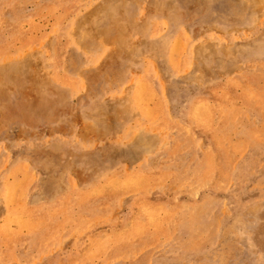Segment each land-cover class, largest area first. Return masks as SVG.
<instances>
[{"label": "rangeland", "instance_id": "rangeland-1", "mask_svg": "<svg viewBox=\"0 0 264 264\" xmlns=\"http://www.w3.org/2000/svg\"><path fill=\"white\" fill-rule=\"evenodd\" d=\"M0 264H264V0H0Z\"/></svg>", "mask_w": 264, "mask_h": 264}]
</instances>
